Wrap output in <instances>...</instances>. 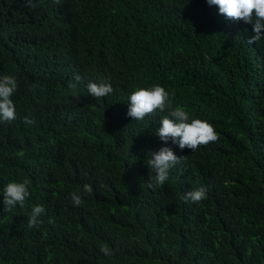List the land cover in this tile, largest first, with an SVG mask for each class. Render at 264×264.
Wrapping results in <instances>:
<instances>
[{
  "label": "trees",
  "instance_id": "1",
  "mask_svg": "<svg viewBox=\"0 0 264 264\" xmlns=\"http://www.w3.org/2000/svg\"><path fill=\"white\" fill-rule=\"evenodd\" d=\"M252 34L205 0H0V75L17 80L0 189L30 191L23 208L0 203V264H264V40ZM102 79L113 91L93 99L86 85ZM152 84L217 140L180 149L154 135L167 110L127 116L129 93ZM165 144L181 160L149 187ZM201 185L204 199L182 198ZM36 203L45 214L28 227Z\"/></svg>",
  "mask_w": 264,
  "mask_h": 264
},
{
  "label": "clouds",
  "instance_id": "2",
  "mask_svg": "<svg viewBox=\"0 0 264 264\" xmlns=\"http://www.w3.org/2000/svg\"><path fill=\"white\" fill-rule=\"evenodd\" d=\"M209 6H217L218 12L227 18L242 20L251 24L252 35L249 43L264 40V0H205ZM78 79V77H77ZM88 95L93 99L106 97L112 93V84L107 79L100 81H89L86 85ZM17 90V80L14 75H0V122H11L16 118L15 102L13 94ZM126 115L134 121L143 120L146 115L154 111L164 112L158 121L154 135L161 141L171 139L180 149L185 147L194 151L198 146L216 141L218 134L213 125L207 120L194 116L185 106L173 104L169 91L160 84L150 86H136L127 97ZM25 123H31L25 118ZM147 160V168L151 169L148 181L149 187L153 185H163L169 175V170L177 165L181 157L166 144L157 151L150 152ZM91 191V186L83 184L81 189L70 194L71 203L79 205L82 196ZM206 187L201 185L183 194L184 200L199 202L206 197ZM30 196L27 180H10L0 189V203L6 210L19 206L23 208L26 199ZM45 214L42 204H32L27 214L28 227L41 223L40 217ZM49 218V223H52ZM100 251L109 255L110 251L106 247H101Z\"/></svg>",
  "mask_w": 264,
  "mask_h": 264
}]
</instances>
